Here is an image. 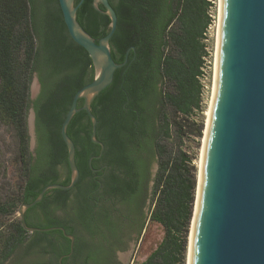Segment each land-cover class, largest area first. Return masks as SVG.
I'll use <instances>...</instances> for the list:
<instances>
[{"label": "trees", "instance_id": "1", "mask_svg": "<svg viewBox=\"0 0 264 264\" xmlns=\"http://www.w3.org/2000/svg\"><path fill=\"white\" fill-rule=\"evenodd\" d=\"M80 0H76L77 5ZM117 14V27L110 39L116 63L114 79L93 100L91 111L97 118L96 138L110 150L116 149L121 130H133V119L151 120L154 148L158 157L149 218L163 226L165 234L158 246L136 264H186V248L191 226L197 178L191 160L182 149H173L161 141L175 127L180 142L185 132L179 116L189 118L201 110V74L203 33L212 18L207 13L210 0H109ZM93 0H83L77 20L96 41L109 31L110 17ZM37 75L40 91L31 97V83ZM94 78V67L87 50L70 36L59 0H0V119L10 124L19 140L20 156L26 179L17 201L0 205L1 213L14 211L18 203L33 202L49 184L69 185L71 169L68 147L61 126L75 93ZM71 119L67 133L76 146V163L80 177L74 188L86 185L90 173L89 159L99 153L92 140V121L82 109ZM35 111L37 145L29 152L27 113ZM126 114H129L128 116ZM133 115V116H131ZM130 116V118H128ZM140 124V123H139ZM202 135V128L192 130ZM181 144V143H180ZM122 146V145H121ZM67 168L65 177L58 171ZM63 179V180H61ZM73 189L52 188L39 203L25 212L28 228L62 226L74 234L73 221H60L56 208L63 207ZM85 193L86 192H82ZM39 210L42 219L31 214ZM20 220L13 231L0 229V264L23 247L52 255L53 264H64L61 257L70 252L71 238L61 229L33 231ZM27 242V244H26ZM22 258V257H21ZM82 258V257H81ZM80 258V259H81ZM15 264H23L14 259ZM105 256L90 255L84 264H109ZM43 264H52L44 262Z\"/></svg>", "mask_w": 264, "mask_h": 264}, {"label": "water", "instance_id": "2", "mask_svg": "<svg viewBox=\"0 0 264 264\" xmlns=\"http://www.w3.org/2000/svg\"><path fill=\"white\" fill-rule=\"evenodd\" d=\"M75 1L59 0V4L70 36L91 57L94 78L75 93L61 126L68 147L70 184H49L33 202L21 204L25 227L26 210L42 201L47 190H69L79 180L76 146L67 133L71 119L81 110L79 99H84L82 109L92 121V140L103 147L96 138L97 118L91 104L112 83L116 69L127 63L129 51L135 48L127 50L123 63H116L110 47L118 21L115 9L109 0H93L94 7L99 9L102 4L110 17L108 33L96 41L77 20L83 0L77 5ZM223 15L220 87L201 189L193 264H264V0H224ZM35 85L39 92L38 76ZM195 207L196 200L192 223ZM52 229L64 231L62 227L28 228Z\"/></svg>", "mask_w": 264, "mask_h": 264}, {"label": "flooded vegetation", "instance_id": "3", "mask_svg": "<svg viewBox=\"0 0 264 264\" xmlns=\"http://www.w3.org/2000/svg\"><path fill=\"white\" fill-rule=\"evenodd\" d=\"M136 115L133 130L120 131L114 151L97 138L103 147L96 143L99 153L89 159L87 184L71 188L66 204L55 210L60 221L74 225V234L59 226L73 236L70 252L60 259L66 258L64 264H84L93 254L105 256L109 264H122L121 254L137 243L149 218L159 164L152 122Z\"/></svg>", "mask_w": 264, "mask_h": 264}, {"label": "rangeland", "instance_id": "4", "mask_svg": "<svg viewBox=\"0 0 264 264\" xmlns=\"http://www.w3.org/2000/svg\"><path fill=\"white\" fill-rule=\"evenodd\" d=\"M211 5L208 7L207 13H211L213 16V22L208 34L205 38L204 45L211 52V70L209 79V89L204 95L203 101H201V110H196L189 118L186 116H179L178 122L184 125L185 132L180 142L175 132V127L170 126L169 136L162 135L161 141L168 144L173 149H182L191 160L190 168L196 174L197 184L199 171L201 167V158L203 150V139L205 136L206 121L208 118L207 110L210 105L211 97L214 87V69L216 67V46L217 37L219 31V25L221 21L220 7L221 0H210ZM37 80L36 74L33 76L31 83V97H36L38 89L35 82ZM27 130L29 135V152L34 155V151L37 145L36 132H35V120H33L32 109L30 108L27 113ZM202 128V135H196L192 133V130ZM181 143V144H180ZM157 167V164L155 165ZM159 167V166H158ZM60 176L63 178L67 174V168L60 166L58 168ZM26 170L23 165L20 151L19 140L16 136L14 128L10 124L4 123L0 119V205L10 204L13 201H17L19 194L21 193L25 179ZM197 192V188H196ZM196 200V199H195ZM21 203H18L14 211L8 213L0 212V229H3L5 233L13 231L14 224L21 220L20 217ZM33 220L42 219L39 210L31 214ZM33 231L28 234L27 241L34 236ZM192 233V222L188 234V243L186 248V264H189L190 255V243ZM165 234L164 228L157 222L146 219L143 229L139 237H137V243L132 246L127 252L121 254L122 264H136L144 261L152 251L158 246ZM27 244V242H26ZM24 247V246H23ZM23 247L19 248L16 253L10 258L4 261V264H10L12 259H20L23 264H43L54 263L55 258L48 254L37 253L32 250L29 254H25ZM22 257V258H21Z\"/></svg>", "mask_w": 264, "mask_h": 264}, {"label": "bare ground", "instance_id": "5", "mask_svg": "<svg viewBox=\"0 0 264 264\" xmlns=\"http://www.w3.org/2000/svg\"><path fill=\"white\" fill-rule=\"evenodd\" d=\"M224 14V0H221V7H220V25L217 37V46H216V67L214 69V87H213V94L211 97L210 105L207 110V121H206V129H205V136L203 139V150H202V158H201V167L199 171L198 177V187H197V195H196V207H195V217L192 223V233H191V243H190V255H189V264H193L194 262V253H195V233H196V222L200 211V198H201V189L203 186V179H204V171L206 162L208 159V151H209V142L212 134L213 129V121H214V114L215 108L217 105V99L219 95V87H220V76H221V62H222V35H223V15Z\"/></svg>", "mask_w": 264, "mask_h": 264}, {"label": "built area", "instance_id": "6", "mask_svg": "<svg viewBox=\"0 0 264 264\" xmlns=\"http://www.w3.org/2000/svg\"><path fill=\"white\" fill-rule=\"evenodd\" d=\"M208 14L212 18V22H213L214 20H213L212 14L211 13H208ZM211 24L212 23H210L208 25V27L205 29V31L203 33V39H202L203 43L206 40L205 38L208 35L206 33V31H209ZM205 50H206V54L203 56V64L201 66V74L198 76V79H199V82L201 85V93H200L201 101H203L204 95L207 92V90L209 89V79H210V70H211V52L206 47V45H205Z\"/></svg>", "mask_w": 264, "mask_h": 264}]
</instances>
